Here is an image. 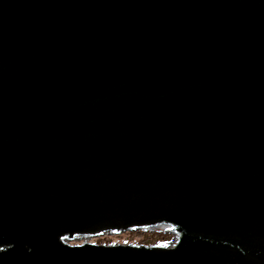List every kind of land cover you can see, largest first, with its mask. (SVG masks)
<instances>
[{
  "label": "water",
  "instance_id": "water-1",
  "mask_svg": "<svg viewBox=\"0 0 264 264\" xmlns=\"http://www.w3.org/2000/svg\"><path fill=\"white\" fill-rule=\"evenodd\" d=\"M0 264H264V0H0Z\"/></svg>",
  "mask_w": 264,
  "mask_h": 264
},
{
  "label": "rangeland",
  "instance_id": "rangeland-1",
  "mask_svg": "<svg viewBox=\"0 0 264 264\" xmlns=\"http://www.w3.org/2000/svg\"><path fill=\"white\" fill-rule=\"evenodd\" d=\"M160 226V227H159ZM166 225H158L149 229H140L135 231L125 232H105L97 236H78L72 240H65L72 245H78L85 242L97 244H162L172 245L177 239V234L174 231L166 230ZM171 229V228H170Z\"/></svg>",
  "mask_w": 264,
  "mask_h": 264
},
{
  "label": "bare ground",
  "instance_id": "bare-ground-1",
  "mask_svg": "<svg viewBox=\"0 0 264 264\" xmlns=\"http://www.w3.org/2000/svg\"><path fill=\"white\" fill-rule=\"evenodd\" d=\"M165 225H167V224H165ZM160 227V226H159ZM165 228H168L169 230H172V228H171V226H164ZM171 228V229H170ZM173 231V230H172ZM177 234V233H176ZM81 237H83V236H81Z\"/></svg>",
  "mask_w": 264,
  "mask_h": 264
}]
</instances>
